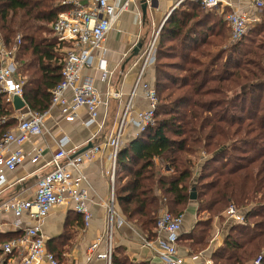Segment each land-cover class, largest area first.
<instances>
[{
    "label": "trees",
    "instance_id": "obj_1",
    "mask_svg": "<svg viewBox=\"0 0 264 264\" xmlns=\"http://www.w3.org/2000/svg\"><path fill=\"white\" fill-rule=\"evenodd\" d=\"M62 9L59 0H0L3 39L12 46L21 38L17 69L26 77L23 99L33 111L49 109L52 89L62 81L64 55L49 28ZM262 13L250 27L264 38ZM226 29L227 21L202 0L181 2L164 22L154 64L155 121L118 152L115 199L127 221L150 234L163 204L183 215L196 191L198 211L211 216L180 236L196 254L209 245L213 216L230 202L253 203L211 258L215 264H248L262 255L264 264V79H257L253 68L264 73V44L245 48L252 38L245 35L224 48ZM15 112L0 92V136L17 125ZM201 150L206 153L202 163L196 156ZM237 151L249 159L228 160ZM111 264L138 263L113 246Z\"/></svg>",
    "mask_w": 264,
    "mask_h": 264
},
{
    "label": "built area",
    "instance_id": "obj_2",
    "mask_svg": "<svg viewBox=\"0 0 264 264\" xmlns=\"http://www.w3.org/2000/svg\"><path fill=\"white\" fill-rule=\"evenodd\" d=\"M135 0H61L63 9L51 23L53 35L58 40V45L64 53L62 81L52 89V99L49 109L45 112L26 110L17 115L18 123L0 136V192L6 183L5 170H13L23 164L27 158L30 162H38L43 155L42 146H34L25 152L22 145L34 136L42 135L48 129L49 121L54 119L53 111L58 106L69 122L76 121L77 111L85 107L90 118L85 123H92L99 116V107L104 104L103 95L91 81L83 80L84 70L95 67L101 71V80L109 81L112 71L109 70L106 58L107 48L105 39L112 30L120 15L129 10ZM223 0H202L204 7L219 6ZM255 9L264 10V0H252ZM226 21L230 27L232 41L243 38L251 23L260 21V15L253 18L244 11L232 10L227 13ZM158 31L143 52L141 67L130 95L125 105L123 114L116 128L109 133L106 140L93 145L81 153L72 155L66 148L67 137L59 140V148L52 154L50 163L53 168L38 180L35 193L32 197L20 198L17 196L0 202V210L10 211L14 214L18 225L21 216L27 215L34 221L28 226L22 237L4 242L2 248L7 253H12L21 244L26 245L27 252L18 264H58L54 253L46 246V238L42 225L54 206L72 202L73 207L84 215L86 224L90 222L91 211L89 208L90 196L86 184V176L80 170V165L90 160L104 146H110L112 169L110 171L111 194L106 203L109 213L107 233L105 234L106 250L97 253L101 244L98 239L90 247L88 260L94 257L103 258L111 264L113 251V227L115 209V178L116 159L118 152L123 147V135L129 116L142 129H146L155 121V110L158 103L156 89L145 80L146 70L155 63L158 43ZM21 43L20 36L17 43L8 46L0 32V92L7 94V100L12 102L15 95L23 98L25 78L18 72L16 54ZM98 59L96 65L95 60ZM141 89L149 99L150 107L146 110L136 111L133 116L132 97ZM72 93L71 97L67 92ZM113 90L107 92L108 96L114 95ZM78 121V120H77ZM4 122V119L1 121ZM13 144L18 145L11 149ZM231 222H243L245 213L230 204L225 210ZM122 220L118 222L122 224ZM183 215H174L169 210L160 211L156 221V242L159 245V254L163 264H199L194 258H186L179 253V239L182 231ZM146 245L152 246L146 241ZM262 255L250 264H261Z\"/></svg>",
    "mask_w": 264,
    "mask_h": 264
},
{
    "label": "crops",
    "instance_id": "obj_3",
    "mask_svg": "<svg viewBox=\"0 0 264 264\" xmlns=\"http://www.w3.org/2000/svg\"><path fill=\"white\" fill-rule=\"evenodd\" d=\"M183 1L185 0H135L132 7L120 15L104 42L107 48L108 68L112 71L109 81L101 80V71L96 66L85 69L83 73V80L92 81L103 95L104 104L99 107L97 120L90 124H83L90 116L88 110L81 107L77 111L76 121L69 122L62 114L61 108L59 106L55 108L54 119L49 121L47 131L42 135L32 137L22 145L25 152H29L34 146H42V158L36 163L30 162L27 158L23 164L13 170H5L7 180L0 192V202L14 196L28 198L34 195L39 178L53 168L50 160L52 154L59 148V140L62 137H67L66 148L72 151V155L83 152L84 148L93 145V143L106 140L120 121L125 105L133 91L144 49L162 28L172 11ZM144 4L146 12H143ZM205 8L224 20H226L227 13L232 10L247 12L252 18L254 15L263 14V11L252 6V0H223L219 6ZM140 42L142 47L138 56L128 61L134 47ZM95 63L98 64V59L95 60ZM154 71L155 66L153 65L146 70L145 80L149 83V80L154 77ZM109 90H113L115 94L108 96ZM71 95L72 93L68 91L67 96L71 97ZM131 103L133 116L136 111L146 110L150 107L149 99L141 89H138L133 95ZM26 109L27 107L16 110L15 116L17 117ZM131 117L132 115L129 116L125 126L123 145L142 132L140 126L134 120L132 121ZM17 147L18 145L13 144L11 149L14 150ZM111 151L110 146H104L90 160H86L80 165V170L86 176L84 185L91 200L89 201L90 222L86 224L84 215L75 210L72 202H68L54 206L42 225L47 249L56 254L59 264H108L107 260L103 258L94 257L88 260L87 256L91 245L98 239L101 240V244L97 248V253L106 250L105 234L109 220L106 203L110 200L111 194ZM157 193L160 194V190H157ZM162 200L166 201L165 198ZM166 207V204H163L159 213ZM115 209L117 215L114 217L112 241L116 253H124L129 260L138 264H163L159 254L160 248L156 242L155 228L149 234L127 221L116 199ZM222 216H224V220H221L224 222L222 227L219 219L220 214L212 221V237L207 248L196 254L189 241L180 237L179 253L186 258H194L199 264H215L211 258L212 252L224 243L227 233L225 226L226 223L231 222V218L225 211ZM207 218H209L207 215H200L198 203L192 199L183 212L181 234L190 232L199 220ZM15 220L12 212L0 210V264H18L27 252L25 244L18 246L12 253H7L2 248L4 242L22 237L25 229L34 223L27 215L21 216V222L18 225L14 223ZM120 220L123 221L121 225L118 224ZM146 241L151 242L152 246L146 245Z\"/></svg>",
    "mask_w": 264,
    "mask_h": 264
},
{
    "label": "rangeland",
    "instance_id": "obj_4",
    "mask_svg": "<svg viewBox=\"0 0 264 264\" xmlns=\"http://www.w3.org/2000/svg\"><path fill=\"white\" fill-rule=\"evenodd\" d=\"M60 1L61 0H59V3H60ZM262 15L263 14H261L260 13V20L262 19ZM254 24V23H253ZM251 25V24H250ZM249 25V26H250ZM163 26V25H162ZM49 28H50V25H49ZM160 30H161V28H160ZM159 30V31H160ZM225 33H226V36H227V39H226V41H225V43L223 44V46H224V48H226V47H229V46H231L232 44H234V43H236L237 41H232V38H231V31L229 30V29H226L225 30ZM45 35H47V36H49V32H45L44 33ZM50 35H51V32H50ZM246 35L247 36H251L252 38L250 39V41L248 42V43H246L245 44V48H249L250 50L251 49H253V48H256L255 46H257V44H259L260 42L262 43L263 42V44H264V38H261L260 37V35L258 36L257 35V33H253L252 31H251V27H249V29H248V31H247V33H246ZM158 40H159V37H158ZM213 41H216V39H213ZM253 41H255V43L253 44ZM260 43V44H261ZM238 56V55H237ZM246 58L248 59V58H250V59H252V60H255V61H258L257 60V58L256 57H254L253 55H251V54H248V56H246ZM155 64V63H154ZM154 64H153V66H154ZM245 64V63H244ZM246 66L248 65H250V64H245ZM254 67L253 68H256V70H254L255 71V73H257V75H259V77H257V79H264V73L263 74H260L259 73V70L257 69L258 67L257 66H255V65H253ZM155 76H156V70L154 71V77H153V79L151 80H149L150 81V84L151 85H153L154 86V84H155ZM25 79H26V77H24ZM257 79H255V81H258ZM264 92V91H263ZM205 151L204 150H201V151H199V153H197V157L199 156V162H204V158L205 157H203V156H205ZM231 156V157H230ZM229 156V159L228 160H230L231 162H234V161H236L237 159H235V158H238V159H240V160H243V161H245V159H249V156L250 155H246L245 153H243V152H241V151H237L235 154L233 153V154H231ZM203 160V161H202ZM199 172H200V169L199 168H196L195 169V179H194V184L197 182V177H198V175H199ZM213 176H215V174H213L212 175V177ZM211 177V178H212ZM194 193L195 194H197L196 193V191H194ZM191 202V201H190ZM190 202H188V204L190 203ZM230 204H232V205H234V203L233 202H230L229 204H227V206L226 207H228ZM236 205V204H235ZM234 205V206H235ZM253 206V203H250L249 205H247V206H243V207H239L238 205H236L235 207L237 208V209H239V210H241V211H243V212H248V210H250V208ZM225 207V209L220 213V215H221V217L219 218L220 219V223H221V227H222V225L224 224V222L223 221H221V220H224V216H222V213H224V211L227 209ZM166 209L167 210H169L168 209V207H166ZM170 211V210H169ZM200 213V215L201 216H208V217H210L211 215L207 212V211H201V212H199ZM216 216H218V215H215V216H213L214 218L216 217ZM213 218V219H214ZM255 220V219H254ZM251 223H253L254 221H253V218L251 219ZM233 225V223L232 222H228V223H226V228L225 229H227V233H226V235L229 233V229H230V227ZM257 257H255V258H253V260H255Z\"/></svg>",
    "mask_w": 264,
    "mask_h": 264
},
{
    "label": "water",
    "instance_id": "obj_5",
    "mask_svg": "<svg viewBox=\"0 0 264 264\" xmlns=\"http://www.w3.org/2000/svg\"><path fill=\"white\" fill-rule=\"evenodd\" d=\"M143 12H146V5H143ZM142 47V43H138L135 47L133 52L131 53V55L128 58V61L131 60L132 58H134L135 56H138L140 48ZM13 104L16 110H20L23 109L24 107H26V103L25 100L23 98H21L20 96L15 95L13 97ZM92 145L87 146L86 148H84L82 151H85L86 149L90 148ZM197 195L193 192L191 194V199H196Z\"/></svg>",
    "mask_w": 264,
    "mask_h": 264
}]
</instances>
